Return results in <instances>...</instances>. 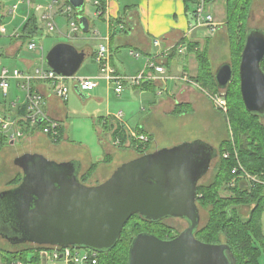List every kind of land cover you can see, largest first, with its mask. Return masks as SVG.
<instances>
[{"label":"water","instance_id":"water-1","mask_svg":"<svg viewBox=\"0 0 264 264\" xmlns=\"http://www.w3.org/2000/svg\"><path fill=\"white\" fill-rule=\"evenodd\" d=\"M67 1L75 10L84 7V0ZM86 58L84 50L59 43L45 61L59 76L71 78ZM263 61L264 30L249 29L239 67L240 90L246 110L264 119ZM233 76L230 62L216 70L222 98ZM217 158L218 151L203 141L183 143L124 163L105 182L89 186L81 182L74 162L23 155L15 161L23 172L22 182L0 195V236L12 246L102 253L118 244L125 225L136 215L150 222L175 218L187 221L183 233L168 241L140 234L128 264H236L227 245L204 244L195 237L201 222L196 191Z\"/></svg>","mask_w":264,"mask_h":264},{"label":"crops","instance_id":"crops-1","mask_svg":"<svg viewBox=\"0 0 264 264\" xmlns=\"http://www.w3.org/2000/svg\"><path fill=\"white\" fill-rule=\"evenodd\" d=\"M45 1L46 2L44 3H47V5H52L55 15H57L56 19L62 18L60 23L63 28L68 27L69 29L68 31L66 30V32L65 29H63V31H58V33L62 36L69 37L72 26L70 24V19L64 14L63 9L65 5H70V3L67 0ZM88 1L89 0H84L83 9H74L77 14L75 21L77 31L74 38L77 39L78 34L81 32L90 33L92 30L94 31V29L95 38H102L104 36L103 40L107 43L110 50L112 67L120 75L129 76V73L128 71L120 72L118 66H116L115 56L124 57L125 59L130 56V58L134 60L133 64L136 66L134 74L138 75L144 70L148 58L156 54H160L162 50L178 42L187 32L189 22V18H187L188 10L182 0L132 1L126 5H122V13L120 12L121 2L107 0L106 12L103 17L97 16V6L95 5L97 1L90 0L96 9L94 16L102 22L101 27L104 31V35L101 36L100 32L96 30V26L85 13V7ZM35 3L36 2L34 0V4ZM4 6L5 0H0V21L2 20V17H4V19L8 18V13L4 12V8H6V6ZM31 14L32 13L30 12L27 13V17H24L25 21L22 20V22H24L23 25L15 27V30H13L21 33L25 22L28 18L33 16ZM17 19L18 17L12 21L13 24L17 21ZM62 21H64V23ZM221 24L223 23L221 22ZM121 27H123V29H121ZM220 30L224 31L225 28H221ZM14 31L9 34V36L0 34L1 63L3 66L12 69H32L36 65V61H33V56L38 55V53L29 51L28 43L27 46L24 47L20 39L13 38L11 35ZM158 39L162 44L161 46L156 47L154 45V41ZM32 41L36 43L35 39ZM190 41L193 43H199L200 48H202L203 44H205L208 40L203 41L202 44L197 39H190ZM57 44H53L52 48ZM40 47L43 48V46ZM78 50H84L87 54V58L92 57L93 63H96L95 56L97 51L92 52L90 48L86 47ZM43 52H45L44 48ZM125 52H127L126 55ZM133 53L140 54L141 58L135 59L132 55ZM221 65L222 64H212L214 74ZM95 69L94 73L86 77H95L96 74H99V66L97 63ZM166 69L168 75L170 76L176 77L186 75L192 80L198 74V62L194 53L187 52L181 56L175 55L171 59L170 65L166 66ZM106 84L107 83L102 80L99 87L91 93H84L76 88H73L75 95L69 94V99L64 101L58 98L48 86L34 83L36 90L43 93L47 99L46 108L49 115L63 124L62 138L58 143H53L46 136L37 132H31L23 138L18 139L16 142L4 146L0 150V195L11 188L9 186L10 181H12L17 175L23 174L22 170L15 165V161L17 158L26 154H38L59 164L74 162L80 168V179L93 166H95L91 177L85 184L89 186L99 185L109 179L114 171L121 166V164L127 163L123 160L121 161L122 155L129 159L126 154L130 153V155H132L130 159L132 160L135 159L136 155L134 150L127 151L129 149H121L115 145L111 134L104 128V121L111 118L113 123L116 124V122H118L123 125L129 134L131 131L140 130L144 134L151 136L152 139L154 138L153 140H156L153 135L155 129L160 128L161 125L159 124L161 121L163 119L165 120L168 115L174 111L175 105H177L181 98H183L182 100H184V103L189 102V104H191L194 108L198 106L199 103L205 106L207 104L206 101H208L206 99L207 97H205L199 89L184 82L169 81L165 86V92L163 95L155 94V97H158L157 100H142L141 97L136 99L134 96L132 98L130 94L140 92V96H143L149 92L141 91L132 86L134 92L129 94L132 98V103H129V105L128 103H125L128 120L125 121L124 114L123 118L118 120V113H123V111H117L115 110L116 108L113 107L112 97H115L112 94V89ZM157 87L160 89V86ZM16 92H14L13 95H15ZM122 94L120 96H115L120 98ZM164 95L166 98H162ZM76 96L84 102L87 100L92 101L99 107L95 113L99 111L101 114H99V119L94 123L95 127L89 126L91 135L86 132L87 129L83 131V127L87 126L89 123V116L84 118L82 116H75L76 119L74 122L70 121L72 113L68 104L70 99H75ZM12 100L13 97L10 101ZM8 107H10V102H6L2 99L0 91V113ZM92 115L94 116L95 114ZM222 116L224 117L223 114ZM105 131L108 132L106 136H104ZM75 137L82 139L81 142H76ZM212 147L215 148L214 146ZM0 239L9 243L2 236H0ZM3 249L10 252H16L18 251V248L5 249L0 247V264H7L6 259L2 254L4 252ZM37 255L39 257L38 253ZM34 258L35 257L31 255L30 260H33ZM28 264H42V262L40 258H38V263Z\"/></svg>","mask_w":264,"mask_h":264},{"label":"trees","instance_id":"trees-1","mask_svg":"<svg viewBox=\"0 0 264 264\" xmlns=\"http://www.w3.org/2000/svg\"><path fill=\"white\" fill-rule=\"evenodd\" d=\"M99 3L97 10L103 17L106 12L107 0H95ZM117 2L125 0H115ZM140 1V0H130ZM187 8L189 4L195 5L196 0H182ZM214 0H209L213 3ZM253 0H226V31L231 52V64L233 67V80L226 90L228 113L224 115L229 124L230 137L219 148V163L213 181L208 185L198 186L196 191L197 205L208 212V221L204 227L199 226L195 232L197 240L204 244L227 245L234 257L236 264H261L264 261V235L262 233V217L264 214V185L254 184L249 186L243 180L237 179L232 171L239 166L252 176H256L264 182V122L263 118L249 113L242 100L240 90L239 67L241 55L245 46L249 30V19L253 10ZM2 20L0 21V24ZM40 28L37 18L33 15L25 22L20 41L27 44L38 34ZM209 41V40H208ZM207 41V42H208ZM186 43V40H182ZM195 47L200 49L199 43L189 44V53H194L198 62V74L192 79L203 90L212 94H220L215 82L214 71L208 56L207 47L202 51L195 52ZM198 49V50H199ZM172 54L166 62L170 65ZM264 72V61L262 63ZM141 91H156L158 87L152 83H144L135 87ZM183 105H176L173 115L179 116L186 110ZM188 112V111H187ZM110 120V121H109ZM104 123V128L109 131L112 140L121 149L134 150L139 156L150 153V143L146 149H137V144L131 139L127 129L111 118ZM106 132V131H105ZM228 153L229 157L224 155ZM93 166L80 180L86 183L91 177ZM23 175H17L9 182L10 187H16L22 182ZM233 180L235 184L232 185ZM228 192L229 194H223ZM243 207H250L249 217L244 219L240 214ZM174 230L161 222H150L139 215L132 217L125 225L121 240L109 251L99 254L98 264H128L131 246L140 234H149L161 240L168 241L176 238ZM11 245V244H10ZM44 246L19 245L16 252L3 249V255L7 264L17 261L24 263H38L36 250ZM35 257L30 260V256Z\"/></svg>","mask_w":264,"mask_h":264},{"label":"built area","instance_id":"built-area-1","mask_svg":"<svg viewBox=\"0 0 264 264\" xmlns=\"http://www.w3.org/2000/svg\"><path fill=\"white\" fill-rule=\"evenodd\" d=\"M15 1L16 3L9 12L10 14L14 16L19 5L26 3L29 8L40 13V20L46 22L49 32L56 30V24L54 23L55 12L53 13L52 5L47 7L36 5L33 3V0ZM211 4L209 0H196L194 10L191 13L192 20L188 22L187 32L183 38L162 50L160 54L148 58L144 70L134 77L120 75L116 72L111 64L110 50L106 46H101L96 53L95 61L99 66V74L95 77H78L75 75L71 78H63L59 76L46 64L43 48L38 46L34 41L28 43V49L29 51L38 53L39 63L32 69H10L2 65L0 58V91L2 99L10 102V107L5 108L0 113V150L31 132L40 133L53 143H58L61 140L63 124L49 115L46 108L47 99L43 93L36 90L34 83L48 86L58 98L67 101L71 90L69 83L73 84V88H77L84 93H91L99 87V81L103 80L116 96H120L127 85L139 87L144 83H152L160 86L158 95H163L165 86L169 81L184 82L199 89L221 113L227 115L228 104L226 99L222 98L220 94H212L203 90L186 75L170 76L166 69V62L172 54L183 55L188 52L189 44L193 43L190 41V36L196 31L206 29L211 36H215L220 31L221 25L211 12ZM95 5L98 7L99 3L96 2ZM63 11L70 19L72 30L69 38H72L77 31L75 24L76 11L71 5H65ZM96 13L97 16L101 14L98 10ZM0 34L7 35L5 26L0 25ZM11 36L19 39L20 33L14 31ZM182 40H186L187 42L183 43ZM161 44L159 39L154 41L156 47L161 46ZM198 49L195 47L194 50L197 51ZM132 55L135 59L141 58V55L138 53H133ZM14 92H16L15 95H13ZM12 97L13 100L10 101ZM122 118L123 113H118L117 119L121 120ZM130 136L137 144V149H146V145L149 144L148 135L140 130H134L130 132ZM115 145L119 146L120 141H117ZM224 157L228 158L229 154L226 153ZM232 173L237 179L243 180L249 186L257 183L264 185V182L245 171L240 164ZM234 184L235 180H233L232 185ZM36 252L39 254L42 264H98L100 254L97 251L89 249L57 246H44L37 249ZM13 264L28 263L17 261Z\"/></svg>","mask_w":264,"mask_h":264},{"label":"rangeland","instance_id":"rangeland-1","mask_svg":"<svg viewBox=\"0 0 264 264\" xmlns=\"http://www.w3.org/2000/svg\"><path fill=\"white\" fill-rule=\"evenodd\" d=\"M126 2L121 1V13H122V5H126L129 2H132L130 0H125ZM36 5H42L44 7H47V3L45 0H35ZM16 3L15 0H5V6L4 12L8 13L7 17H2V26H5L7 35L11 34L15 29V27H19L23 25L25 21L24 17L27 15V13H32L31 15H34L38 18L40 30L38 34L35 36L36 44L39 46H43L45 49L44 55L46 58L47 53L52 48L53 44H57L60 42L65 43H72L76 48H90L92 52L98 51V49L101 46L108 47L107 43L103 40L104 39V31L102 30V22L94 16L95 14V7L93 3L88 1L86 7H85V13L89 16L93 24L96 26V30H98L103 36L102 38H95L94 37V31L92 30L90 33H79L78 38H74V35L72 38H69L68 36H62L58 33V31H63L65 29L68 31V27L63 28L62 24L60 23L61 19L57 18L55 15L54 23L56 24V30L53 32H49L46 27V22L40 20V13L35 12L33 9L29 8V6L26 3L20 4L18 7V10L16 11L15 15L9 13V11L12 9L13 5ZM34 3V0H33ZM253 10L251 11L250 19H249V29H258V30H264V0H253ZM226 0H214L213 3L210 5L211 12L216 18L217 22L221 25V28H225L226 25ZM4 6V7H5ZM188 15L187 18H189V21L192 20V12L194 10V5L189 4L188 7ZM54 13V11H53ZM18 17L17 21L13 24V20ZM27 17V16H26ZM64 23V21H62ZM221 22L223 24H221ZM14 29V30H13ZM13 30V31H12ZM221 31V30H220ZM219 31V34L211 36V34L206 29H201L196 31L194 34L190 36L191 40H199L202 44L203 41L209 40L205 44H203L202 48H200L197 51H202L204 48L207 47L208 50V56L211 62V65H219L226 63L227 61L231 62V52H230V46L228 42V36L226 28L224 31ZM63 33V32H62ZM61 33V34H62ZM24 47L27 46V44H23ZM109 48V47H108ZM195 51V52H197ZM127 52H125V55ZM181 56V55H178ZM179 58V57H178ZM192 58V56H191ZM39 56L34 55L33 61H36L35 64L37 65ZM197 60V59H196ZM116 66H118L120 72L128 71V75L130 77L136 76L134 72L136 71V66L133 64L134 60L132 58L127 57L125 59L124 57L115 56ZM119 64V65H118ZM213 67V66H212ZM9 68V67H8ZM96 63H93V58L88 57L84 64L82 65L81 69L78 71L77 76L78 77H86L90 74L95 72ZM12 69V68H10ZM99 73V72H98ZM132 74V75H131ZM98 76V74H96ZM101 80L99 81V83ZM107 85V84H106ZM70 86V94H74L73 91V84L69 83ZM159 88L156 91H149L143 96H140V92L136 94H130L133 93L134 90L132 89V86L127 85L124 89V92L120 98H117L112 91V94L115 98L112 97V105L115 110H122L125 121L128 120V114L125 109V103L131 104L133 96L137 99L141 97L142 100H154L158 99V97H155V94H158ZM129 94L132 96V98L129 96ZM75 95V94H74ZM206 97V96H205ZM162 98H166V96H162ZM181 98L180 101H178L177 105H183L185 106L186 112L184 114H181L179 116L173 115L172 113L168 115V117L161 121L159 125L160 128L155 129L154 136L156 140H153V143H150V152H154L159 149L163 148H172L175 146H178L183 143H190L195 142L198 140L205 141L207 144H211L214 146L217 151L219 150L222 143L229 139L230 137V130H229V124L225 117L222 116L220 111L214 106L212 101L207 97L206 99L208 101L205 106L201 105L200 103L195 108L189 104V102L184 103V100ZM124 104V105H123ZM69 109L72 113L70 116V121H73L76 119L75 116H82L88 117L89 123L87 126L83 127V131L85 129L87 133L91 135L90 127H95L94 123L96 120L99 119V114H101L99 111L95 113L99 108L96 104H94L92 101L87 100L86 102L82 101L79 97L76 96L75 99H70L69 101ZM213 105V106H212ZM176 107V105H175ZM213 107V108H212ZM188 111V112H187ZM92 114H95L94 116ZM86 119V118H85ZM264 122V119H263ZM90 126V127H89ZM108 132H104V136H106ZM76 142H81L82 139L79 137H75ZM154 139V138H153ZM155 143V144H154ZM130 151V150H127ZM128 155L129 159L125 157L124 155L121 156V161L129 162L132 155L130 153L126 154ZM125 157V158H124ZM140 157L137 153L135 155V158ZM219 163V151H218V158L214 160L211 164L210 170L208 174L199 182V186L201 185H208L213 181L214 175L216 174L217 165ZM124 164V163H123ZM121 164V165H123ZM10 188V187H9ZM8 188V189H9ZM14 188V187H11ZM10 188V189H11ZM225 194H229L228 192H224ZM200 211V228L204 227L208 221V212L199 207ZM250 207H243L240 211V215L247 219L249 217ZM164 225L170 226L174 230V236H179L181 233H183L187 227L188 223L187 221L183 219H175V218H169L163 221ZM262 233L264 235V214L262 217ZM10 243H7L6 241H3L0 239V247L5 249H10L11 245ZM31 257V255H29ZM261 264H264V261L262 259Z\"/></svg>","mask_w":264,"mask_h":264}]
</instances>
